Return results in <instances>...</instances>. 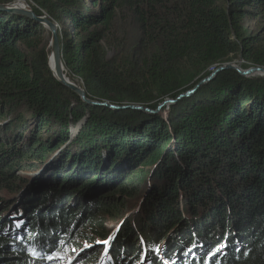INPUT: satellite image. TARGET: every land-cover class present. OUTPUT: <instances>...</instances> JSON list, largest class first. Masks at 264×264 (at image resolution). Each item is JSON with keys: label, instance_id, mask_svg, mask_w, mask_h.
<instances>
[{"label": "trees", "instance_id": "1", "mask_svg": "<svg viewBox=\"0 0 264 264\" xmlns=\"http://www.w3.org/2000/svg\"><path fill=\"white\" fill-rule=\"evenodd\" d=\"M32 1L37 16L41 9L59 25L69 78L93 101L177 98L233 56L264 68L262 34L244 29L245 18L264 16V0ZM119 16L140 33L122 63L105 46ZM48 38L36 21L0 12V264H58L43 257L62 239L79 251L72 233L94 246L89 231L112 240L73 264H264V77L223 70L205 84L208 98L192 96L185 114L164 124L82 102L54 78ZM139 118L145 124L126 125ZM30 125L37 134H27ZM42 130L49 139L36 138ZM141 161L155 170L146 193L135 187L136 172L114 188ZM25 163L42 171L33 177L40 180L11 210L5 197L20 195L25 177L15 172ZM105 218L120 229L102 228Z\"/></svg>", "mask_w": 264, "mask_h": 264}, {"label": "rangeland", "instance_id": "2", "mask_svg": "<svg viewBox=\"0 0 264 264\" xmlns=\"http://www.w3.org/2000/svg\"><path fill=\"white\" fill-rule=\"evenodd\" d=\"M15 1L18 4L22 3L21 1L18 2L17 0H9V3L14 4V3H16ZM24 1L26 2V5L32 11H34L35 9H38V6H36V4L32 0H24ZM0 4H7V3H6L5 0H0ZM40 11L42 12V14H44L43 17H47L48 18L47 14L43 10L40 9ZM114 27H115V29H113L114 30V35L109 37V41H108V43L105 44V46L107 47V49L109 51V54H108L109 59H114V61H116L118 63H122L121 62V60H122L121 56H125V55L132 56V53H129V50H132L133 47L138 45V43L140 41V33H139L138 30H136V27L132 24V22H129L128 20H126L122 16H119L117 18V20H116V22L114 24ZM44 29L46 31V36L50 35V38H48L50 40L49 41V44H50L52 35H51L50 31L48 30L47 26H44ZM244 29L246 31L248 30L249 32H252V33H260V34H262V37L264 39V16H260V15H258L256 13H253L250 17L245 18ZM59 35L60 36L62 35V33L60 32V29H59ZM50 55H51V51H50ZM50 55H49V59H50V57H52ZM238 55H240V54H238ZM240 57H241V55H240ZM240 57L239 56L231 57V61H232L231 63L225 64V65H223L221 67H218V69L213 70L212 74L209 77H211L213 74H215V72H217L222 67L232 66L231 70L237 71L239 74H240L241 71H246V70L250 69V67H247L248 64H246ZM48 66L49 67L51 66L50 70L53 73L52 64L50 65V63L48 62ZM64 67H65V65H64ZM226 69H229V68H226ZM221 71H223V70H221ZM221 71H219L215 75L216 76L215 79L218 77V75L220 74ZM68 73L69 72L67 71V69L65 67L63 69V74L64 75L66 74L67 77L69 78V74ZM262 76L258 75V74H254V75L243 76V77L254 78V77H262ZM209 77H207V78H209ZM69 80L72 83V85L77 86L78 88H80V89L85 91L84 86H83L84 84L81 81H79L76 78L75 79H72V78L70 79L69 78ZM203 80H205V79H203ZM202 81H199V83L197 85H195L194 87H191V88H189V87L187 88V86L184 87L185 90L183 92L181 90L180 94H179V96L177 98H173V97H169V98L167 97V98H164V99L162 98L160 102H156V103L149 104V105H132V104H123V105H121V104L115 103L116 105L119 106V109H113V108H110V107H109V109H112L114 111H118L119 110L118 112H120V111L122 112V111H125V110H128V109H131V108H129L130 106H138L141 109H139V110L131 109V110L137 111L140 117H143L142 115H146V116H144V118L150 119V118H154V117L159 116L161 119L164 120V122H163L164 124H166V123L167 124H171L168 120L174 121L175 118H178L177 117L178 114H183V113L185 114V110L183 109V107L184 108H186V107H185L184 103L182 104V102L186 103L188 101H192L191 100L192 96H194L193 98H195L196 96L208 98L209 92H208V90L205 89V87H206L205 84H209L210 82L205 83L203 85H200V87H198V85ZM213 81H211V82H213ZM196 88H198V89H196ZM180 96H183V97L179 99ZM68 98L71 99L70 97H67V100H68ZM81 101L84 102L82 99H81ZM106 102H108V104H110V105L112 103H114V102H111V101H106ZM194 102H195V104L198 103L197 100L194 101ZM72 103H75V102L72 101ZM84 103H86V102H84ZM164 103H167V104L164 105ZM153 106H154V108H152ZM175 113L177 115H174ZM136 120L137 119L129 120V121H133V122L132 123H128L126 125H132V126L135 125L136 126V124H138V125L141 126V125L145 124V121H142V119H140V118H139V121H136ZM2 124H3V122H2ZM83 124L84 123H80L79 125L82 126ZM79 125L78 126H72V128L69 129V131H70L69 137L70 138L75 139V137L77 136L76 133L79 132ZM30 128H32V130ZM36 130H38L36 128V126H34V129H33V127H31V125H30L29 129L27 130V134H30L31 136H33V135L37 134ZM59 130H60L59 127H56V128H54L52 133L55 134ZM39 134L36 136L37 139L44 138V140H45V139H49L50 138L49 137L50 133L45 132V130L41 131V136ZM55 137H53L50 140V142H52L54 145H55V143H57ZM65 150L66 149H64V147H61L60 149L56 150L54 153L50 154L49 155V159L47 160L48 162L46 161L47 164L50 163L51 161H53L55 159V157L58 155V153H62V152L64 153ZM105 164H107V162ZM23 168H25L26 171L21 172L19 170H16V172H15L17 176L20 175V176H24L25 177V178H23L24 180L21 179L20 185L18 186L20 188V190L18 189V191L20 192V195H15V196L12 195V196H10L11 194H7V196L5 197V198L8 197L7 199H9L12 202H14L10 206L11 210H14L16 205L20 206L21 204L24 203V198L23 197L27 193V191H29L28 188L30 186H33V184H36V183H33V182H37L38 180H40V178L33 179V177H36L40 173H42V171L40 172V169H37L35 171H34V169H31L32 171L29 170L28 164H26V163L23 165ZM124 170L126 171V174L124 175L122 181L119 182L118 184H116L114 188L117 189V188L126 186L125 184L128 183L129 179L136 172V175H134L132 177V179L135 178L137 180L136 183H135V187H136L137 191L139 190L141 195H142V193H146V191L149 188V184L152 183V175H153V172L155 171L154 168L146 166V165L143 166V161H141V163L135 165V167H133L132 169L129 170V169L125 168ZM140 172H143V174L141 175ZM139 176L141 178L140 180H139ZM29 181H31L32 183H29ZM133 189H135V188H133ZM3 196H4V194H3ZM134 201H135V203L138 204L137 201H139V198L138 199H134ZM107 204H109V202ZM17 214H19V213L17 212ZM88 218L90 219L92 217H88ZM89 219L85 220L84 223L82 224V226L88 225ZM96 220H99V219L96 218ZM101 222H102V228H106L110 232H113V233H115V231L120 227V226H116V224H118L119 221H116L115 219H111V218H107L106 219L105 218V219H103V221L101 220ZM119 225H121V223ZM87 234L91 238H95L94 242H96V244L94 246L93 245L91 246V244H89L90 247H85L86 243L83 244L82 241L80 239H78L79 238L78 234L77 233H72V237H74V242H77L79 246H82V248L79 251H75L74 252L73 248L70 245V243H68L64 239H62V240L58 241V245H59L57 247L58 248V252L60 254L64 255L65 257H67V256L76 257L79 254H81L82 252L87 251L88 249H94V250L103 249V250H106L105 248L107 246H105V248H104V244L103 243H98V241H104V240H102V238L100 239L99 237H95L96 233H92L90 231L87 232ZM56 237H57V234H56ZM61 241H63V243H60ZM83 242H87V240H83ZM52 252H54V251H52ZM191 259H194V258H191ZM194 260H197V259H194ZM142 261L144 262V263L142 262L143 264H147V260L146 259H144ZM55 263L67 264V261L66 260L65 261L56 260ZM164 263H165V261H164Z\"/></svg>", "mask_w": 264, "mask_h": 264}, {"label": "water", "instance_id": "3", "mask_svg": "<svg viewBox=\"0 0 264 264\" xmlns=\"http://www.w3.org/2000/svg\"><path fill=\"white\" fill-rule=\"evenodd\" d=\"M16 4H11V3H7V4H0V12L3 13H11V14H17V15H24L34 21H36L37 23L47 26L48 30L50 31L52 37H51V42L49 44L48 49H50L51 51V55L52 59L54 61V71H53V76L54 78L63 86L69 88L70 90H72L74 93H76L80 99H82L84 102L95 105V106H106V107H110L113 109H119V106L116 105L115 103H112L111 105L108 104V102L104 101H93L90 100L87 97V94L84 90L78 88L77 86L72 85V83L70 82L69 78L67 77V75L63 74V69L64 67V63H63V58H62V50H61V44H60V39H59V28L57 27L56 23L51 22L47 17H43V16H37L36 13L34 11H32L29 7H24V8H19L18 6H15ZM226 68L231 69L232 66L229 67H222L220 68L217 72H215V74H213L211 77L206 78L205 80H203L198 87H200V85H203L205 83L211 82L215 79V75L221 71V70H225ZM240 72V71H239ZM240 74L242 76H250V75H254V74H258V75H263L264 76V68H259V67H252L246 71H241ZM198 89V88H196ZM183 96H180V98H182ZM167 103H164V105ZM129 108L131 109H141L138 106H130ZM87 197H91L90 194L85 193L84 194ZM149 208H147L148 210ZM151 210V208H150Z\"/></svg>", "mask_w": 264, "mask_h": 264}, {"label": "snow or ice", "instance_id": "4", "mask_svg": "<svg viewBox=\"0 0 264 264\" xmlns=\"http://www.w3.org/2000/svg\"><path fill=\"white\" fill-rule=\"evenodd\" d=\"M17 226L19 227V224ZM111 240H112V237H109L108 240L98 241V243H103L105 246H107L110 244ZM60 243H63V241H61ZM85 247H90V245H85ZM73 251L75 252L76 249H73ZM189 251H191V249H189ZM31 254L33 256L38 255L36 250H34V249L32 250ZM43 258L47 259L48 261H53V260L65 261L66 260L67 264H73V261L75 259L74 256L65 257L64 255L60 254L59 252H52L50 254H45V256ZM166 264H167V262H166ZM173 264H174V262H173Z\"/></svg>", "mask_w": 264, "mask_h": 264}, {"label": "bare ground", "instance_id": "5", "mask_svg": "<svg viewBox=\"0 0 264 264\" xmlns=\"http://www.w3.org/2000/svg\"><path fill=\"white\" fill-rule=\"evenodd\" d=\"M16 5L15 6H18L19 8H24V4L22 3H15ZM57 27H59V25H57ZM49 63L50 65L52 64V70L54 71V68H55V65H54V61L52 60V57H50L49 59ZM51 67V66H50ZM65 73V72H64ZM98 248V247H97ZM107 261H109L108 259H106ZM79 262V261H78ZM108 263V262H107Z\"/></svg>", "mask_w": 264, "mask_h": 264}, {"label": "built area", "instance_id": "6", "mask_svg": "<svg viewBox=\"0 0 264 264\" xmlns=\"http://www.w3.org/2000/svg\"><path fill=\"white\" fill-rule=\"evenodd\" d=\"M18 2H22L23 4H24V7H28L27 5H26V2L24 1V0H17ZM16 2V1H15ZM17 3V2H16Z\"/></svg>", "mask_w": 264, "mask_h": 264}]
</instances>
